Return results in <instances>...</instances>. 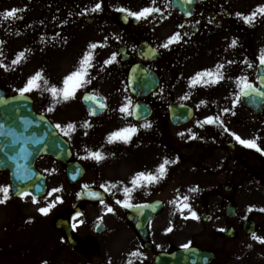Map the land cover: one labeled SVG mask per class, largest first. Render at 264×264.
<instances>
[{"label": "rangeland", "instance_id": "374dc122", "mask_svg": "<svg viewBox=\"0 0 264 264\" xmlns=\"http://www.w3.org/2000/svg\"><path fill=\"white\" fill-rule=\"evenodd\" d=\"M24 2L26 3L27 0H24ZM7 3L6 8L0 6V12L12 8H23L22 0H9ZM261 4H264V0L212 1L214 10L226 8L234 14L232 25L236 27V30L231 31L233 32L231 34L203 38H200V36L198 40V57L195 54L194 59H189L190 50H182L179 53V63L184 69L195 65L196 72L214 69L217 64H223L224 79L216 84L195 86H199V90L198 88L194 90L198 95L197 98L208 99L206 97L207 92L210 91L208 85L216 88L221 85L216 90V94L208 93L211 100H205L203 104L199 101V104L193 106L196 115L191 121L192 125L188 124L172 129L168 127L170 128L168 132L170 137H177L180 136L178 133H184V144H239L229 135V132H231L238 134L243 139L258 137L257 143L264 144V118L261 120L250 118L240 102H237L236 106L233 107V99L238 92V89L234 87V85L236 86L235 80L243 75L244 70L248 69L247 64L242 63V61L247 59L251 64L258 61L260 51H257L256 41L260 42L261 48L264 49V27L260 30V35L258 37L255 35L253 38L252 34L248 35L250 34L248 24H245L236 13L243 14L244 12V15H247ZM257 18L264 19V16L258 15ZM22 26V30L16 32L10 28V19L0 18V41H3V44H0V52L3 53V55H0V61L8 66L7 71L0 68V72L9 90L15 92H18L17 90L24 85L26 80L37 71L43 73L44 78L49 82V86L53 84L58 87L62 86L63 77L78 66V61L84 52L88 50V45L101 41V37L96 31L80 26L76 27L72 23L54 19V15L40 5H37V8L30 12L29 18H26ZM41 37H43V40H41ZM233 39L237 42L236 46L230 47L229 45ZM156 42L162 43L163 38L157 36ZM21 51L26 53L25 58L19 64L12 65L11 61ZM110 55V51L104 47H98L94 50L93 66L89 69L91 79L105 70L104 68L107 66L104 65V61L110 58ZM229 61H234V63L229 64ZM187 72L189 73V71ZM167 75V72H165L164 76ZM227 81L234 83V85H222ZM108 84L113 88L119 87V92L123 89L122 83L118 82L117 78H110ZM166 84L169 93H171L170 99L174 97L178 101L185 102L188 98V92H186L184 81L175 84L174 78L170 79L168 76L166 77ZM30 93L36 95L37 98V104L34 106L36 113L45 116L48 120L56 116L58 121L63 120L66 125L68 123L75 125V131L71 135L81 142V144L77 142L76 144H78V150L84 155L87 154L85 149L89 151L99 150L104 154L105 159L99 162L103 170L102 174L106 172L103 181H117V186L120 189L131 187L129 181L136 172H154L158 164L162 162V159L155 157L156 150L149 145L157 144L156 142L142 141L140 142L141 145L135 143L140 138L149 140L155 138V135L161 132L163 124L158 125L159 122H157L154 132L149 134H153L152 138L145 134L144 128H141L138 140L132 138L129 144H124L123 147L117 145L123 144L119 142L108 144L106 137L110 132L118 130L113 124L119 123L121 115L112 114L110 109L103 117L90 118L86 116L80 106L77 93L74 99L53 105L52 97L45 90L42 82L39 90ZM111 97L115 99V111H119V108L124 104L121 94H112ZM212 97H217V99H212ZM111 103H113L112 100ZM198 105L199 107H197ZM49 107H53V111L49 112L47 110ZM225 108L230 111L223 113ZM208 116H220L222 126L219 124L198 126V122H202ZM121 120L124 127L131 125L127 122L125 116ZM85 121L88 122L90 127L85 128L83 126ZM164 122H167L166 118ZM225 128L228 129V132L224 131ZM189 129H192L191 133L195 134V138H190ZM249 131L257 132L249 134ZM58 133L68 144H73L60 130ZM39 166H45L48 171H52L54 168L53 164L45 159L39 162ZM86 166L91 165L86 164ZM92 167L96 173L98 165L92 164ZM98 178L95 181H92V179L90 181L85 180L78 185L69 186L65 180L62 181L63 175L60 179L59 176L52 175L49 181L48 193L54 188H60L61 191L54 192L51 196L47 195L45 202L48 204L49 201L54 202L56 197L60 198L62 202L56 203L55 214L64 212L74 206H82V208L84 207L87 211H90L97 204H79L77 195L85 186L99 188L101 184ZM7 184H9L7 174L0 173V185ZM151 186L152 184L145 187ZM118 194L124 198L123 191H119ZM39 206L37 203L34 204L32 199H13L11 194L5 204H0V264H43L44 261H47V264H93L94 259L87 257L88 263L66 247L60 234L53 231L50 226L53 220L52 217L49 224L48 215L40 214L37 216ZM53 210L54 208L50 212ZM29 220H31V223L27 222ZM83 229L81 228V233H83ZM78 235L80 239L83 238L82 234ZM101 244L99 260L96 259L97 264H109V262L110 264H127L128 253L134 250L141 251L134 237L124 238L118 232L109 231L102 238ZM133 259L134 264H138V258Z\"/></svg>", "mask_w": 264, "mask_h": 264}, {"label": "flooded vegetation", "instance_id": "af4514ba", "mask_svg": "<svg viewBox=\"0 0 264 264\" xmlns=\"http://www.w3.org/2000/svg\"><path fill=\"white\" fill-rule=\"evenodd\" d=\"M7 1L0 0V6L6 8ZM87 1L27 0L26 5L44 3L51 10L54 19L73 24V21L82 19L85 11L91 8ZM171 1L156 0L155 5H152L151 0H118L113 4L109 0H100L101 10L90 20L99 32L106 34L110 42L114 41L116 46L124 48L125 60L120 56L121 67L117 66L120 72L127 75L130 69L142 64L159 79L156 90L143 99L151 109V116L147 120L137 122L135 126L138 132H141L140 125L150 123L151 127L144 129L145 134L152 138L153 134H149L154 132L157 122L158 125L163 124L161 132L152 140L148 139L157 144L149 145L156 150L155 157L177 162L167 167L166 176L158 183L148 188L140 187L132 193L131 202L135 205L153 203H157L158 207L160 205L159 213L150 219L141 211L132 216L135 221L136 219L142 223L146 221V241L143 242L136 230L125 223L124 208L115 203L116 200L124 199L118 193L115 194L116 198L112 205L105 204L113 209L112 213H108L103 205L91 213L82 210L83 208H73L65 214L56 215V218L60 217L71 223L76 213L83 214L84 226L81 227L84 228L83 233L80 232L81 228L76 231L78 239L74 238L73 233L76 242L73 248L86 257L90 256L91 245L94 247V254L99 256L102 238L112 231L120 233L124 238L132 236L137 240L141 249L139 264H154L155 258L162 253L172 254L193 249L199 251V256L196 258L184 256L183 259L192 261L183 260L182 264H204L201 253L209 256L206 264H264V244L251 238L253 233L264 238V211H260L264 209V155L240 144H184V139L170 137L167 134L168 127H171L169 116L171 100L189 104L192 98L198 97L194 90L196 88L199 90V86L187 88L188 98L185 102L174 97L170 99L171 93L166 84V77L179 81L176 66L182 49L190 50V57L195 58V54L198 57L199 18L203 20L206 17L204 13L199 14V0H196V7L190 18L172 11ZM148 6L160 8L163 15L154 13L147 19L137 21L128 17L126 13L116 11L117 8L139 11ZM17 15L19 18L10 19V28L20 32L26 14L23 11ZM260 24V20H255L249 25V33H256V28ZM179 25L184 27L180 28ZM177 31L182 35L179 43L172 44L168 49L156 43L155 38L158 35L167 39ZM141 44H151L157 53L156 57L148 61L139 58L141 53L138 48ZM195 68V65L189 68V79L196 73ZM165 72L167 76H164ZM184 73L185 70L180 69V75L183 76ZM245 73L248 74L247 70ZM0 87L2 88V84ZM111 100L109 110H112V114L121 115L118 121L120 122L124 114L115 111V99ZM193 115H196V112ZM165 118L167 122H164ZM140 142L142 141L139 140L136 144L141 145ZM258 145L264 148L263 144ZM193 187L198 190L190 192L189 189ZM177 195L189 197L188 203L191 210L196 212L197 219H192L187 209L181 213L170 203ZM81 200L86 199L81 197ZM87 202H91V199ZM249 208L252 211H249ZM185 216L188 218L185 219ZM91 218L94 221H90ZM169 227L171 231H167ZM78 234H82L83 238L80 239ZM185 245L188 247H184Z\"/></svg>", "mask_w": 264, "mask_h": 264}, {"label": "snow or ice", "instance_id": "6c2138e0", "mask_svg": "<svg viewBox=\"0 0 264 264\" xmlns=\"http://www.w3.org/2000/svg\"><path fill=\"white\" fill-rule=\"evenodd\" d=\"M191 2V0H189ZM152 5H155L156 0H151ZM101 3H96L93 8L90 9L92 12H98L101 10ZM25 11V9H17V8H12L10 10H5L3 12H0V18H3L4 20H9V19H17L18 17V12ZM116 11L126 13L128 17H132L135 20L139 21L141 19H147L149 16H151L154 13H161V9L155 6H148L140 9L139 11H131L125 8H117ZM236 15L243 20L245 24L251 25L257 16H264V4L258 5L255 9L251 11V13L244 15L242 13H236ZM166 18V17H165ZM178 27L183 28L184 25H179ZM19 35V33H17ZM59 35V34H57ZM186 35V34H185ZM182 39V35L179 31L173 33L171 36L167 38V40L160 45V47L164 49H168L169 46L173 43H179ZM41 40H43V37H41ZM236 40L233 39L231 41V44L229 45L230 47H235L236 46ZM0 44H3V41H0ZM102 44L98 43H90L88 45V50L84 52L80 60L78 61V66L70 73L65 75L62 79V86H56V85H51L49 86V82L47 79L44 78L43 73L41 71L35 72L33 75H31L24 85L19 88L17 91L20 96H24L26 93H30L34 90H39L41 87V82L45 87V90L51 95L52 97V102L53 105L61 103V102H67L69 100H72L76 97V93L78 90L81 88H84L86 85L91 83V78H90V73L89 69L93 66V52L95 49L98 47H102ZM0 55H3L2 52H0ZM26 53L24 51L19 52L16 55V58L11 61L12 65L19 64L24 58H25ZM116 60V54H112V56L104 61V65H110ZM258 60L260 65H264V49L260 51V54L258 56ZM229 64L234 63V61H229ZM242 63L247 64L249 68L252 67V65L245 59L242 61ZM0 68L5 69L6 71L8 70V66L5 65L2 61H0ZM224 68L223 64H217L214 69H206L203 71L196 72L188 82L189 87H195L196 85H207V84H216L219 81L224 79L223 71L222 69ZM264 83V82H262ZM236 87L238 89L237 94L235 95V98L233 99V107L236 106L237 102L240 101L241 97L243 96H248L250 93L257 92L258 89L248 81V78L244 75L239 76L235 80ZM86 100H91L93 103H96L97 100L99 99L96 96H86ZM203 104L204 101H201ZM98 108L103 109L105 107L104 103H98L97 104ZM199 107V105L197 106ZM49 112L53 111V107H49L47 109ZM119 111L124 114L125 117L127 116H133L134 112L130 106V102L125 103L119 108ZM230 110L225 108L223 109V113H227ZM90 115H95V111L92 110L89 112ZM234 114V113H233ZM204 124H219L222 126V121L220 119V116H208L206 117L202 122H198V126H203ZM85 128L90 127L87 121H85L84 125ZM55 127L57 129H60L64 135H70L73 131H75V125L72 123H68L67 125H61V124H56ZM141 128H150L151 124L150 123H144L140 125ZM3 125H0V135H6L2 131ZM224 131L228 132V129L225 128ZM138 133V128L135 125H129L125 127H121L118 130L110 132L107 137H106V142L108 144H113V143H123V144H128L132 138L137 135ZM87 134V133H85ZM189 134L190 138H195V134L191 133V130L189 129ZM180 136H184V133H178ZM229 135L233 137L234 140H236L240 145H242L245 148L249 149H254L256 152L260 153L261 155H264V148H261L258 143H257V138H252V139H243L241 138L238 134L236 133H231L229 132ZM85 152L87 153L85 156H82L81 159H91L96 161L97 163L101 162L102 160L105 159L104 154L99 151H89L88 149H85ZM177 160H169L168 158H164L161 163L158 164L154 172H145V171H138L136 172L130 179L129 183L131 187H123V200H116L115 203L120 205L123 208H146L148 205H135L131 202V196L132 193L140 188L144 187L146 185H151L158 183L161 179H163L166 174H167V167L170 164L176 163ZM117 185L116 184H101L100 187L104 189V191H109L111 188H115ZM87 187V186H85ZM198 189L193 187L190 188V192H195ZM61 191L60 188H54L51 190V192L48 193L49 196L52 195L54 192H59ZM31 193L27 191H23L20 193V198L24 199L25 196H29ZM10 198V186L8 185H0V204H5L8 199ZM189 197L188 196H179L171 201L173 205L176 206V209L183 213L185 209H187L190 213V216L192 219H197V214L196 212L192 211L190 208V205L188 203ZM32 202L35 204L37 203V199L35 196H32ZM62 202L59 197H56V200L52 203H48L47 206L45 207H40L38 209L39 213L42 215H48L50 210L55 207L56 203ZM101 203L103 204V200H101ZM107 212L112 213L113 209L111 207H108L105 205ZM249 211H252L251 208H249ZM260 211H264V209H260ZM77 215H80L77 213ZM185 219L188 217L185 216ZM28 223H31V220L27 221ZM75 228V225H73ZM171 227L167 229V231H171ZM223 231V229H221ZM254 241H257L260 244H264V238L257 236L255 233L252 234L251 237ZM184 247H188V245H185ZM141 256V253L139 250H134L128 253V258H127V264H134V259L133 258H139ZM43 264H47V261H44ZM110 264V262H109Z\"/></svg>", "mask_w": 264, "mask_h": 264}, {"label": "water", "instance_id": "95a60500", "mask_svg": "<svg viewBox=\"0 0 264 264\" xmlns=\"http://www.w3.org/2000/svg\"><path fill=\"white\" fill-rule=\"evenodd\" d=\"M263 92L250 93L242 97L246 107H255L254 113H259L264 106V83L259 82ZM31 100L22 96L11 99H4L0 96V125L6 135H0V170L9 172L12 193L20 197V193L27 191L38 197L45 191L44 179L34 169L36 155L50 154L61 161L67 158L65 143L55 134L47 121L34 114L31 107ZM90 111L94 110L95 115L100 109L87 106ZM178 121L175 125L184 123L191 116V111L181 108ZM144 116L148 111L141 112ZM75 181L76 173L79 177V169L74 164L68 165V172ZM78 173V174H77Z\"/></svg>", "mask_w": 264, "mask_h": 264}]
</instances>
